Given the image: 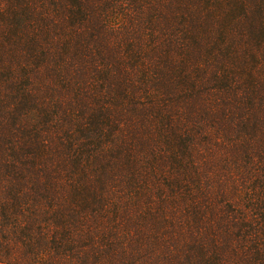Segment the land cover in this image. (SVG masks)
Wrapping results in <instances>:
<instances>
[{"label":"trees","instance_id":"obj_1","mask_svg":"<svg viewBox=\"0 0 264 264\" xmlns=\"http://www.w3.org/2000/svg\"><path fill=\"white\" fill-rule=\"evenodd\" d=\"M0 264H264V0H0Z\"/></svg>","mask_w":264,"mask_h":264}]
</instances>
